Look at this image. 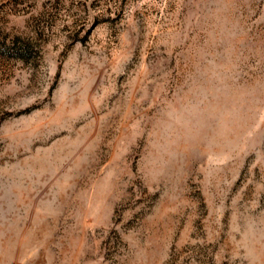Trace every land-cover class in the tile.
I'll list each match as a JSON object with an SVG mask.
<instances>
[{"label": "rangeland", "instance_id": "obj_1", "mask_svg": "<svg viewBox=\"0 0 264 264\" xmlns=\"http://www.w3.org/2000/svg\"><path fill=\"white\" fill-rule=\"evenodd\" d=\"M0 264H264V0H0Z\"/></svg>", "mask_w": 264, "mask_h": 264}]
</instances>
